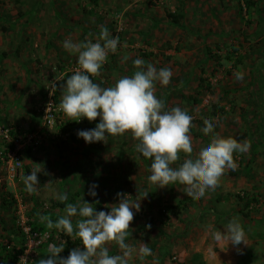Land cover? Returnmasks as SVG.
Here are the masks:
<instances>
[{"label": "rangeland", "instance_id": "374dc122", "mask_svg": "<svg viewBox=\"0 0 264 264\" xmlns=\"http://www.w3.org/2000/svg\"><path fill=\"white\" fill-rule=\"evenodd\" d=\"M181 6L185 12L183 28L176 27L167 16V11H178ZM111 20L119 31L111 35L120 36L117 51L109 53L100 75L93 77L94 82L103 87L120 76L131 75L132 59L137 57L157 68L169 67L173 72L170 83L164 87L157 84L155 94L166 107L180 106L193 113L191 133L196 147L206 142L212 132L234 136L241 142L247 139L250 146L243 153L233 154L237 167L225 171L214 191L195 198L184 191V182L179 178L164 187L148 181L150 159L136 152L138 141L130 132L107 135L104 142L86 143L76 133L94 128L99 117L76 121L61 109L52 128L43 126L41 146L24 152L22 169L14 178H8L3 160L8 142L0 138V262L5 264L3 246L20 236L22 220L49 233L36 254L26 256H31L28 263L34 259L29 264L47 257L50 242H65L58 254L64 257L72 248H82L79 238L49 229L40 216L55 221L64 214L66 203H76L82 196L97 211L107 212L119 202L116 193L120 192L130 202L141 205L138 212L134 210L126 242L133 248L141 242L148 243L153 254L142 264H264V117L254 115L256 108L264 106V0H0V65L12 61L8 69L19 67L25 75L39 80L38 92L30 89L31 81L27 82L29 96L34 92L39 97L29 102L25 116L23 107L28 97L20 94L16 83L9 90L5 85V91L1 81L7 78L0 76V97L6 95L4 108L10 109L8 115L1 109L0 123L24 131L39 129L47 102L52 99L57 106L60 104L61 95L56 101L52 84L61 79L65 65L77 60L76 54L62 47V42L69 37L74 41L94 40L100 26ZM177 30L181 32L179 38ZM121 35H131L130 42ZM46 39L56 51L45 67L42 64L46 56L42 52L33 54L29 48L31 42L41 40L43 44ZM121 39L126 40L125 45ZM122 47L125 50L120 53ZM17 48L18 55L14 53ZM20 52L26 55L21 57ZM125 54L129 57L127 67L119 63ZM237 71L243 72L240 80L235 77ZM202 77L205 79L199 86ZM11 111L16 114L15 122L8 118ZM209 114L216 119L217 127L205 131L203 122ZM186 154L182 149L178 155ZM38 156L43 161L38 162ZM37 168L41 169L38 191L29 193L22 178ZM237 176L241 177L239 181ZM4 182L6 186L2 187ZM92 183L98 185L96 197L88 195ZM59 193H67V201L54 198ZM232 216L242 224L246 244L215 242L204 227L211 224L223 231V224ZM72 219L75 222L76 218ZM248 234L256 241L248 239ZM119 251L115 242H109L110 254ZM11 262L17 264V259ZM130 264L141 261L133 256Z\"/></svg>", "mask_w": 264, "mask_h": 264}, {"label": "clouds", "instance_id": "9594fccd", "mask_svg": "<svg viewBox=\"0 0 264 264\" xmlns=\"http://www.w3.org/2000/svg\"><path fill=\"white\" fill-rule=\"evenodd\" d=\"M118 41V36H112L101 25L94 40L74 41L69 37L62 42L66 51L76 54L79 67L60 85L59 107L76 121L81 118L93 121L99 117L94 128L77 131V136L86 143L104 142L107 135L130 132L138 141L136 152L150 159L147 179L152 184L164 187L179 178L184 182V191L195 198L204 197L206 192L219 186L226 170H235L237 164L233 154L247 151L250 146L248 140L241 142L234 136L224 137L212 132L206 142L196 147L191 133L193 113L180 106L166 107L165 101L155 94L157 84L164 87L170 83L173 72L169 67L157 68L153 63L137 57L132 59L134 70L131 75L120 76L111 85L103 87L94 82L92 77L100 75L109 53L117 51ZM128 59L125 54L121 62ZM235 77L242 79L243 72L237 71ZM52 87L57 88L56 83ZM215 127L216 119L211 114L207 115L203 122L204 130L211 131ZM182 149L187 154L180 157L178 154ZM40 172L41 169L37 168L23 176L25 191H38ZM97 187L95 183L90 184L88 195L96 197ZM116 196L119 202L111 205L107 212L97 211L93 203L82 196L76 203H66L64 214L55 221L40 216L49 229L55 228L69 237L79 238L82 248H72L64 257L58 254L63 251L65 242H50L47 257L40 258L37 264H130L133 256L142 264L146 257L153 254L148 243L141 242L133 248L126 242L134 210H140V202H130L120 192ZM54 198L67 201L68 195L59 193ZM204 227L215 242L233 246L246 244L244 228L235 216L227 218L223 231L211 224ZM109 242L118 246L120 251L117 254L109 253ZM20 259L27 264L23 257Z\"/></svg>", "mask_w": 264, "mask_h": 264}, {"label": "built area", "instance_id": "2783aa9c", "mask_svg": "<svg viewBox=\"0 0 264 264\" xmlns=\"http://www.w3.org/2000/svg\"><path fill=\"white\" fill-rule=\"evenodd\" d=\"M77 62L69 64L61 73L62 75L67 72H73L78 69ZM61 108L54 103L52 99H50L43 111V124L39 127V129H32L29 131H24L20 128H15L14 126H8L0 123V138L2 141L8 142L5 147L6 151H4L5 156L3 157L4 163L7 167L8 178H14L16 175L20 173V170L23 166V154L26 149H31L34 151L37 149L43 141V126L53 127L57 119H59ZM21 229L27 238V247L24 250L23 254H20L19 260L17 264H22L25 262H21L25 255V260L27 264L28 259L31 256L26 257L27 255H35L37 247L49 237V233L47 231H40L38 229H34L33 226L29 223H25L24 220L21 222Z\"/></svg>", "mask_w": 264, "mask_h": 264}, {"label": "crops", "instance_id": "0c3cea01", "mask_svg": "<svg viewBox=\"0 0 264 264\" xmlns=\"http://www.w3.org/2000/svg\"><path fill=\"white\" fill-rule=\"evenodd\" d=\"M54 15H55V13H54ZM132 15H135V14H132ZM159 16H162V13H160L159 14ZM115 18V17H114ZM126 20H127V22H129L128 20H129V17L128 18H126ZM166 20H168V19H166ZM127 22H126V24H127ZM156 23V22H155ZM117 23L116 22H114L113 20H111L110 22L109 21H107V23H104V26L108 29V31H109V33L110 34H114V30H117ZM128 25V24H127ZM152 25H150V27H151ZM89 27V26H88ZM118 27L121 29V26H119L118 25ZM123 30V29H122ZM124 32L126 31V28H125V30H123ZM117 32H119V31H117ZM138 32H140V30L138 31ZM141 33H142V35H143V33H144V31H141ZM176 33H177V38H179L180 37V35H181V32H180V30H177L176 31ZM115 35V34H114ZM122 36L123 35H121V38H122ZM50 36H47L46 38H49ZM124 37V36H123ZM119 38H120V36H119ZM128 42H130V39H131V35L129 36V37H124ZM124 39V41H123V39H121V41H123L124 42V45H125V43H126V40ZM46 40H48V39H46ZM42 42L43 41H41V40H36V41H34V42H31L32 43V45H31V47L29 48L30 49V51L33 53V54H37V53H40V52H42V54L44 55V56H46V58L44 59V62H43V66H47L48 65V62H49V60L53 57V56H51L52 55V53H54V51H56L55 50V47L53 48V47H49V40L46 42V43H43L42 44ZM127 46V45H126ZM125 46V47H126ZM128 47V46H127ZM123 49L125 50V48H121V49H119V52L120 53H123L124 51H123ZM127 50H130L129 48H127ZM131 51V50H130ZM26 55V52H20V56L22 57V55ZM67 54V53H66ZM118 55V54H117ZM117 55H115V57L117 56ZM19 56V57H20ZM67 57V56H66ZM121 58V57H120ZM8 60V59H7ZM69 61V60H68ZM129 61H124V62H121V60H119V63L120 64H122V66H128V63ZM17 63V62H16ZM14 64V63H13ZM12 64V61H4V62H2L1 63V68L3 69V71H2V73L0 74V76H1V78H3V80H4V77H6L7 79L5 80V81H1L2 82V84H1V87L2 88H4V86L6 85V88H7V90H9L10 88H8L9 86L11 87L12 85H15V83L17 84V86H18V91L20 92V94L21 95H23L24 97H28L25 101V105H24V110H25V113H24V115L25 116H27V114H28V111H29V109H30V104H29V102H31V101H33L36 97H39V95L37 94L36 96L34 95L35 93L33 92L32 93V95H30L29 96V91L30 90H27L26 91V87H27V82L28 81H31L32 83H33V85H32V87L30 88L32 91L33 90H36L35 92H38L37 91V85L36 84H39V80L38 79H36V77L34 76V75H31V76H27V73H26V75L24 74V72L22 71V70H19L18 68L19 67H16L15 69H8L10 66H12L13 65ZM20 65V64H19ZM22 67V66H21ZM125 67V68H126ZM47 71V70H46ZM111 71H112V69H111ZM115 71H117V70H114L113 72L115 73ZM26 72V71H25ZM182 79H183V77H181ZM5 89V88H4ZM6 89H5V91H7ZM5 93V92H4ZM33 97V98H30V97ZM2 100H0V101H2V103L0 104V111H1V109H2V113L4 114V115H8V111L10 112V109L7 111V108L5 107L4 108V103L6 104V101L8 100L7 99V97H6V95H2L1 97H0ZM11 99H13V98H11ZM16 105H13L12 106V109L15 107ZM36 108H38V106L36 107V105H35V107H34V109L36 110ZM239 110H241V109H239ZM32 114H34V113H31L29 116L31 117V119H33V115ZM10 115V114H9ZM16 114L14 113V111H11V116H8V118L10 119V120H12V122H15V118H14V116H15ZM254 115L256 116H262V118L264 117V106L263 107H258V108H256L255 110H254ZM258 117V118H259ZM25 121V120H24ZM258 121V120H257ZM42 144V143H41ZM41 144H40V146H41ZM46 144V143H45ZM42 156V155H41ZM39 157V156H38ZM0 158H2V157H0ZM40 161H43L40 157H39V159H38V162H40ZM239 177V178H238ZM235 178H238V179H236L237 181H239L240 179H241V177L240 176H237V177H235ZM256 179V178H255ZM236 188V187H235ZM232 190V189H231ZM249 237H251L252 239H255V241H256V238H253L252 236H249V234H248V236H247V238L249 239ZM241 256V255H240ZM239 258L240 257H238V260H239ZM236 262H237V258H236ZM1 263V262H0ZM2 264V263H1ZM231 264H236V263H231Z\"/></svg>", "mask_w": 264, "mask_h": 264}, {"label": "trees", "instance_id": "16d2710c", "mask_svg": "<svg viewBox=\"0 0 264 264\" xmlns=\"http://www.w3.org/2000/svg\"><path fill=\"white\" fill-rule=\"evenodd\" d=\"M96 3H97V0H94ZM167 16L168 18L170 19V21L176 26V27H181L183 28L184 27V23H183V18L185 17V12H184V9H183V6L180 7V9L178 11H175L174 10H169L167 11ZM114 34L117 32L116 30H114ZM119 34V32H118ZM197 36H199V34H197ZM3 53V52H2ZM16 55L19 54V49L17 48L14 52ZM5 54V53H3ZM9 54V53H8ZM109 58H107V61H108ZM111 60H109L110 62ZM74 62H77V60L71 62V63H74ZM69 63V64H71ZM65 65V67H63L61 69V72L69 65ZM105 66V64L102 66V69L103 67ZM3 69L1 68V65H0V74L2 73ZM72 72H67L66 74L62 75L61 79H58V81L56 82V85H57V88H55V95H54V98L55 100L57 101L59 96L61 95V90H60V85L63 83L64 80H66V78L71 74ZM93 79V77H92ZM205 78L202 77V79L200 78V84L199 86H201V83L202 81L204 80ZM185 79L182 80V82H184ZM170 89H173V86L169 87ZM194 100H197V99H194ZM4 119H2L1 121L3 122ZM6 120V118H5ZM6 124V123H5ZM8 126H12L10 124H6ZM32 150L31 149H26V153L28 152H31ZM6 186V183H2V187ZM8 193L7 194H10L9 191H7ZM5 199V197H4ZM61 204V203H60ZM64 205V204H62ZM33 227L36 228V224H33ZM27 244V238L26 236L24 235V233L22 231H20V236H16L13 241H11L10 244L8 245H5L3 246L4 249L6 250V256H2L3 258V261H5V264H13V262L11 261H15L17 259V261L19 260V256L20 254H22L24 252V249H25V246ZM11 259V260H10ZM33 263V262H32Z\"/></svg>", "mask_w": 264, "mask_h": 264}]
</instances>
